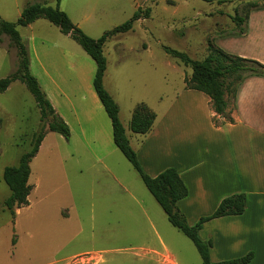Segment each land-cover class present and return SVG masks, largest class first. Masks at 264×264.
<instances>
[{
    "label": "rangeland",
    "instance_id": "1",
    "mask_svg": "<svg viewBox=\"0 0 264 264\" xmlns=\"http://www.w3.org/2000/svg\"><path fill=\"white\" fill-rule=\"evenodd\" d=\"M36 2L59 5L75 24L95 38L130 19L139 7H150L149 17L137 21L131 31L109 40L105 51L110 62L109 78L117 76L121 84L132 80L130 84L141 88L151 84L150 69L154 74L152 84L160 92L167 77L178 91L182 87V70L187 75L192 73L191 68L169 56L164 45L201 59L209 39L215 36L214 43L221 47L230 38L226 36L233 35H216L218 31L235 29L230 16L236 10L243 14L247 10V1L236 0L222 4L205 0H0V17L15 22L28 4ZM258 11L259 18L264 19V10ZM18 29L29 48L32 72L43 89L49 82L41 64L62 78L65 85L80 82L81 72L89 63L95 65L77 41L45 18ZM145 43L148 53L142 52ZM119 49L125 51L121 64L116 63ZM152 54L153 68L149 65ZM171 60L176 62L174 72L168 64ZM17 68L16 48L8 36L1 35L0 79ZM129 115L123 106V116ZM0 121V264H156L141 249L156 239L152 229L145 230L139 223L148 218L156 222L179 258L186 262L196 256L202 262L193 241L171 224L140 173L114 142L88 150L76 133L69 138L58 132L46 133L31 161L29 183L34 188L29 195L30 206L21 208L15 219L5 207L11 189L4 179V169L19 164L45 124L35 97L23 82L16 80L0 92ZM133 144L136 145L134 141ZM87 253L95 259L88 261Z\"/></svg>",
    "mask_w": 264,
    "mask_h": 264
},
{
    "label": "crops",
    "instance_id": "2",
    "mask_svg": "<svg viewBox=\"0 0 264 264\" xmlns=\"http://www.w3.org/2000/svg\"><path fill=\"white\" fill-rule=\"evenodd\" d=\"M259 16L260 11L251 12L247 33L226 36L230 38H225L221 48L264 63V19L261 17V20ZM218 40L222 42V38ZM104 52L107 58L105 45ZM142 52H149L146 43L142 46ZM206 54L207 51L201 59ZM124 60L125 51L119 49L116 63L121 64ZM149 62L153 68V54ZM168 64H171L174 72L176 62L171 60ZM40 69L49 82L44 90L56 112L68 123L71 135L76 133L88 150L98 145L110 146L113 142L117 147L111 119L93 83L96 62L95 65L89 63L87 70L80 74L81 81L73 85H65L62 78L52 75L43 64ZM148 71L150 85L145 83L137 88L130 84L132 80L129 83L123 80L121 84L117 76L109 78L110 62L107 58L103 79L105 88L119 105L121 121L144 171L154 177L166 168L177 169L188 187V195L180 199L177 205L191 226L196 225L202 217L213 214L225 197L245 194L247 206L242 214L204 222L199 236L205 241H212L210 259L213 262L252 252L253 259L248 264H264V76L248 77L239 87L235 98L227 96V115L233 118V121H228L226 116L214 111L211 98L206 93L186 88L187 74L183 70L182 87L176 91L167 77L162 92L152 84L153 70ZM123 106L130 112L129 117L123 116ZM134 114L153 117L149 131L136 133L131 129ZM21 208L15 209V219ZM66 214H69L68 211ZM139 223L145 230L147 227L152 229L156 235L155 242L141 247L144 255H151L149 260L153 263L202 264L196 256L186 262L179 258L152 219ZM52 263L55 264H48Z\"/></svg>",
    "mask_w": 264,
    "mask_h": 264
},
{
    "label": "trees",
    "instance_id": "3",
    "mask_svg": "<svg viewBox=\"0 0 264 264\" xmlns=\"http://www.w3.org/2000/svg\"><path fill=\"white\" fill-rule=\"evenodd\" d=\"M60 1L58 0V2ZM205 1L222 4L232 0ZM236 1H247V10L244 14L236 10L235 14L230 16L235 23V29L218 31L216 35H245L251 12L264 10V0ZM150 14V7H139L130 19L104 32L98 38L91 37L75 24L70 16L60 9L59 5L55 7L46 2L28 4L15 22L0 17V36L9 37L10 44L16 48L18 57L17 70L0 79V92L7 90L10 84L16 80L23 82L35 97L41 110V120L45 123L42 129L35 134L32 149L22 155L19 164L7 166L4 169V179L11 189V195L5 200V207L12 214H15V209L29 204V195L33 190V185L29 183L31 161L38 153L46 133L48 131L58 132L66 138L71 135L68 123L56 112L38 78L32 73L29 48L18 29L19 26H28L39 18H45L59 27L61 32L70 35L77 41L96 62L97 70L93 83L97 95L111 119L115 144L140 173L146 187L161 205L171 224L193 241L201 255L202 264H248L253 259L252 252L229 260L211 261L212 241H205L199 236V230L204 222L217 217L242 214L247 206L246 195L239 193L225 197L213 214L202 217L194 226L189 225L185 215L177 205L180 199L188 195V187L179 172L177 169L169 167L152 177L144 171L121 121L119 105L104 86L103 79L107 69V58L104 52L105 43L115 35L132 30L137 21L149 17ZM214 39L215 36L208 40L207 54L201 60L193 59L185 51L166 45L163 46V50L184 67L192 69L191 75L185 77L186 88L206 93L211 98L214 111L219 115L226 116L228 121H233V118L227 115V96L235 98L239 87L248 77L264 76V63L253 58L231 54L217 46ZM152 124L153 117L149 115L134 114L131 119V129L136 133H146Z\"/></svg>",
    "mask_w": 264,
    "mask_h": 264
},
{
    "label": "built area",
    "instance_id": "4",
    "mask_svg": "<svg viewBox=\"0 0 264 264\" xmlns=\"http://www.w3.org/2000/svg\"><path fill=\"white\" fill-rule=\"evenodd\" d=\"M85 256H86V258L89 259L88 261H91V260L95 259L94 255L92 253H87V254H85Z\"/></svg>",
    "mask_w": 264,
    "mask_h": 264
}]
</instances>
